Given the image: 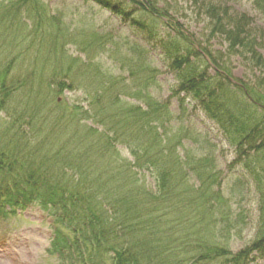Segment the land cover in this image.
Masks as SVG:
<instances>
[{
  "label": "trees",
  "instance_id": "obj_1",
  "mask_svg": "<svg viewBox=\"0 0 264 264\" xmlns=\"http://www.w3.org/2000/svg\"><path fill=\"white\" fill-rule=\"evenodd\" d=\"M90 1L124 19L133 20L139 8L168 28L166 37H161L153 22L142 18L134 22L148 41H157L170 61L176 74L174 94L184 97L180 103L190 99L234 148L235 160L245 163L260 196L257 238L235 254L213 243L217 224L228 220L229 202L212 160L181 155L182 133L166 131L172 123L167 102H154L148 95L144 108L124 106L119 96L110 100L113 85L106 80L91 98L95 107L90 113L76 110L82 114L80 123L88 121L82 118L88 115L96 128H84V136L77 138L73 128L63 127L32 142L30 128L36 115L11 104L19 85L9 80L10 64L4 63L2 54L0 210L6 206L13 212L36 203L51 213L57 228L51 253L62 264H250L253 257L264 256V37H255L246 14L202 1L211 32L223 37L230 55L238 54L260 72L256 86L237 81L238 86L230 80L231 70L204 48L202 52L191 48L189 37L183 44L175 40L183 30L171 9L159 8L152 0ZM249 1L264 16V0ZM0 8L2 29L10 21H5L9 11ZM10 8L30 13L38 3L18 0ZM211 66L218 70L215 76L208 71ZM64 131H69L65 138ZM70 139L87 153L74 156L72 148L67 153ZM117 145L125 146L131 161L119 158ZM103 169L109 175L111 171L108 178ZM140 173L144 179H134L133 174ZM147 177L153 184L146 182Z\"/></svg>",
  "mask_w": 264,
  "mask_h": 264
},
{
  "label": "rangeland",
  "instance_id": "obj_2",
  "mask_svg": "<svg viewBox=\"0 0 264 264\" xmlns=\"http://www.w3.org/2000/svg\"><path fill=\"white\" fill-rule=\"evenodd\" d=\"M17 1L0 0L3 10L9 11L5 21H10L0 29V54L5 58L4 63L10 64L9 80H13L15 86L19 85L11 104L18 103L24 111L30 110L36 115L30 128L32 142H39L51 130L61 132L63 127L73 128V135L83 137L84 128L92 126L93 122L85 115L82 118L88 121L80 123L82 114L76 110L81 108L82 112L90 113L95 107L91 98L101 92L97 87L106 80L113 85L110 100L119 96V104L124 106L144 108L148 95L157 103L169 101L172 124L166 131L182 133V146H178L181 155L186 153L212 160L220 176L222 193L229 202L228 220L217 224L213 243L234 254L250 246L259 230L260 196L245 170V163L235 160L236 151L215 125L195 109L193 102L180 103L182 96L174 94L176 74L170 61L168 65L157 41L146 42L147 37L134 23L140 18L151 21L157 32H161V37H166L168 28L161 20L154 23L139 8H136L133 20L130 17L124 19L90 0H36L38 9L30 13L25 9H11L12 3ZM202 1L152 0L159 8L171 9L173 18L182 25L183 36H174L178 43H185L183 38L189 37L195 51L202 52L201 48H204L218 64L231 70L234 79L248 87L256 86L260 72L238 54L230 55L223 37L211 32L209 18L200 6ZM205 1L246 14L252 22L255 37H264V16L255 9L252 1ZM208 71L211 76L215 75L212 68ZM107 112L110 113V108ZM2 120L3 115H0L1 124ZM93 126L96 128L95 124ZM68 135L69 131H64L62 136ZM116 149L121 160H130L125 146L117 145ZM66 150L67 153L72 151L70 154L74 156L86 152L72 139L67 142ZM80 156L86 157V154ZM87 156L94 160L93 156ZM141 174H133L134 179H144ZM110 175L104 171V177ZM123 179L120 175L118 181L122 183ZM146 182L153 184L150 177ZM109 189L110 186L106 192ZM30 206L27 210L20 209L15 213L7 210L0 215V264H62L48 251L53 238L50 221L55 217H50L51 213L36 204ZM250 264H264V256L253 257Z\"/></svg>",
  "mask_w": 264,
  "mask_h": 264
}]
</instances>
